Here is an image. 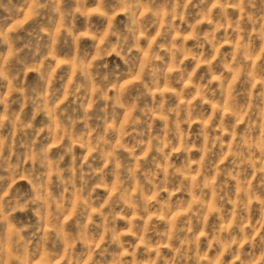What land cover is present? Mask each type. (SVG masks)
<instances>
[{
	"label": "clouds",
	"instance_id": "obj_1",
	"mask_svg": "<svg viewBox=\"0 0 264 264\" xmlns=\"http://www.w3.org/2000/svg\"><path fill=\"white\" fill-rule=\"evenodd\" d=\"M0 264H264V0H0Z\"/></svg>",
	"mask_w": 264,
	"mask_h": 264
}]
</instances>
